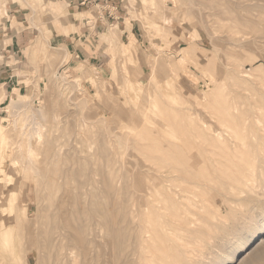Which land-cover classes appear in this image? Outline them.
<instances>
[{"label": "rangeland", "instance_id": "obj_1", "mask_svg": "<svg viewBox=\"0 0 264 264\" xmlns=\"http://www.w3.org/2000/svg\"><path fill=\"white\" fill-rule=\"evenodd\" d=\"M24 1L23 0H5L4 1L5 2L4 7L7 11V15H3V14L0 15V40H2V42L0 41V64L12 66L11 69L14 70L13 74L18 76L19 78H18V86H12L11 88L13 89L16 87V89H18V93L20 92V95H18V94L13 95V91H12V89H10L8 96H7L6 100L4 101V99H5V94H4L5 93V87L0 86V92H1V88L4 89V93L2 94L3 100L0 102V107L4 108L5 106H8L9 104H11V102H13V100L17 101L18 99H20V101L23 102V101H25V99H27L25 96H30V98L32 97L31 99H28V100L31 101L30 105L33 108V110L35 109L37 111V110L41 109L39 111L41 113L43 110V115H44L45 121L43 120L42 124L45 123L44 126L46 125V127H44V126L43 127L48 128V129L46 132V129H44L42 127L43 128L42 133L44 131L43 134H45V135L47 134L46 135V136H48L47 141L52 139V141L50 140V142L53 143V147L55 148L56 158L53 157V160H52V157H51V161H50L49 160L50 158H47L46 155L44 156V153H43L44 150L42 149L43 151H41V150L38 151L37 155L35 156V158L38 157L40 159L41 163H40V161H38L39 162V163L37 162L38 166L36 164H34V169L29 168V167H33V165L31 166V164L29 165V164H27V162H22V160L20 161V163H22L21 167L27 168V169L22 170L23 173L21 171L22 177L24 178L25 181H23V179H21V177H20V181L18 182V184L20 183L21 185L19 184V186H21V187H18L17 192H16L15 197H14L15 198L14 208H15V211H16L15 214L17 217L16 218L17 228L14 231V233L16 235L14 247L16 248V250L15 249L14 250H15V256L16 257L23 258L22 261H21V259L19 260V262L17 261V264H24V263L25 264H37L38 262H39V264H41L42 261H44V260H42L44 255L41 254L43 252H40L42 250L39 251V248H37L35 246L32 247V245H30V244H29V246H30L29 247L27 245L28 241L26 238V234H27L28 229L31 230V228H32L33 230L36 229L35 231H37V230L41 229V227L44 226V224L46 222L45 216L49 210V203L44 198L45 195H42L43 193L46 194V191L43 190L41 187L40 169H35V168H41V167L42 168H50V167L53 168L52 165H54V163H55L54 168L55 167L56 168H62V166L64 168L65 165L68 166L67 163L69 165H71L69 162H71L72 164L74 163L73 164L74 168H79L78 165L75 163V161L77 160L76 158H79V157L81 158L82 156L84 157V156H87L90 154H91V156L94 157V161H95V165L93 164L94 166L92 165L93 166L92 168H116L115 172L118 174V177L116 178V181L114 183V187H115L116 191H118V192L120 191V193H121L120 196H122V194H125V192L128 193L127 196H125L124 198L129 200L127 202L126 211H128L127 212L128 214L130 213L129 215L127 214V218H128V221L131 222L130 223L131 227L138 229V226H139L138 224H140L142 222V220H144V216H145L144 214H142L143 216L142 215L140 216V214L143 212H145V214H146L147 212H149V210L151 211V209H153V207L158 211V213H163L162 215L164 217L159 218L160 223L163 222L164 226H165L169 222L165 226L164 230H162V229L160 230L157 228V230L155 229L154 232L153 231L150 232V231H146V229H143L142 230L143 242L145 240L147 242L145 241L144 244H143V242H141V246L143 244L144 247L143 246H142V248H141V246L139 247V249H138L139 252L136 253L137 255L135 253H132V255L129 254L130 257H128V255H127V257L130 258V262H128L127 264H142V263L147 264V263H149V259H151L150 262L154 260L153 262H151V264H165V263L170 264L171 262L173 264H243L253 253L256 252L255 250H257L258 248H262L264 246V232L260 233L259 229H260L261 225L264 224V222H263L264 221V148H263L264 147V129H263L264 127L262 126V125H264V124H262V123H264V121L260 122L259 124L256 122L257 123V125H256V123L250 122V118L245 116V115L244 116L247 118L246 119L245 117H243L245 119V122H244L243 118H236V120L238 119L239 121L235 120L234 122L235 123L237 122V123L236 124L233 123L232 127H234L236 125L238 128L243 130L242 131L243 134L247 136L246 140L248 139L247 141L246 140L243 141L244 142L243 143V142H240L239 140L235 139L233 133L230 132V130H226L227 128L223 127L220 124L219 120L216 119V116L214 114H213L214 115L213 116L211 113H213V109L215 107L213 104L216 105V103H217V105H218V102L219 103L221 102L220 98H222V99L225 98V101H228V103H230L231 105H236L237 107H239L240 110L246 111V110H250V109L254 108L257 112H261V111H262V113L264 112L263 111L264 110V95H263L264 94V84H263V81H264V0H258V2L256 0L255 1L254 0H251V1L246 0L248 3L247 2L245 3V0H243L244 3L243 2L241 3L242 0H230V2L234 1L235 3L234 2H232V3L235 5L236 4H240V5L241 4H245V5L249 4V6L251 7V10L249 9V12L247 14L245 11H241L240 12L241 15L238 14V16L236 17L237 19L235 18L236 21L238 19L240 20V21L238 20V23L235 22V20L233 22L225 21V20H219V21L217 20L216 21L212 17H210V20H209L208 16L206 15V11L210 9V7H211L210 3H212L211 1H214V0H194V2H193L194 4L191 7H189V5H187V4H185L186 0H163V1H166L164 4L165 8H167L165 10L166 11L165 14L167 15V13H168V15L172 16L171 17V20H172L171 23H173V21L176 22V20L178 21V22H176L174 28H172V26H174V25H171V26H169L170 24L165 25L166 26L165 27L166 28L165 29L166 30L165 35L168 32V34L166 36L163 35L162 32L159 33L158 30H156V29L154 30L155 25L153 24V22L159 21V19L157 20L158 12L154 15L153 14L148 15L149 17L151 16V20H153V21H151L148 16L144 17L145 14H149V12H148L149 10H147L148 4L143 5V3H141L142 0H134L133 4L131 2H129V0H116V3L118 5V10L116 12V16L119 17V19L117 21L119 23L118 24L117 23H113V24L110 23L106 26H100L99 24L96 25L95 24V18L97 16L96 13L98 11L96 12L93 9L91 11L92 16L88 17L89 19L91 18L88 22L89 41L92 44V48H91L92 51H90L91 57L87 56V54H86V55H84V57H82L81 59H77L73 63L70 62L71 61L70 56L65 51V48L63 46H58V43L56 42L55 36L60 35V34H68L70 31L76 30L73 27L74 20L79 21L80 18H82V16L81 15H71V14L69 15V13L66 11L64 5H61L60 3L56 2L55 0H45L42 3H40V0H24ZM197 1L199 3H197ZM200 1H202V3H203V1L204 2L208 1L209 4L207 2V3H205L206 6L203 5L204 6L203 7L201 5L202 3H200ZM217 1L219 2V0H217ZM262 1H263V3H262ZM172 2L173 3L176 2V8H174V11L168 10V8L172 9V5H173ZM27 3L29 5V7L26 6ZM11 4H12V6H17L18 9H21L22 13L20 14V17L22 16L23 18H25L26 22L22 25L21 24L17 25V23H12V26H11L12 28H10V30L14 34H17V36L26 34L27 37L32 41L30 45L35 43V46H33V47H38V49L36 51L35 50L30 51L31 56L29 55V58L26 54H27L28 49H30V47L22 53L21 52L16 53L17 55H15V52H14V55H11V57H9L8 59H6L1 52V50L8 43V41H6V39H7L6 36L10 35V33L5 35L9 31V28H7L5 26V23H6V20L8 18V14H9L8 13V10H9L8 6H10ZM207 5H209V6H207ZM251 5H253L254 7ZM208 7H209V9H208ZM254 8H257V9H254ZM183 9L184 10L187 9V10L184 11ZM198 9L201 11L199 12ZM33 10H38L37 12H40V13L36 14V13L31 12ZM169 11H171V12H169ZM56 12L62 13L61 16L64 17L63 22H59L55 18ZM249 13H251V14H249ZM88 15H90V14H87L86 16H88ZM238 17H241V18H238ZM33 20L35 21V24H37L36 26L32 25ZM151 22H152V24H151ZM222 22H223V24H222ZM232 24H234V25L236 24L235 25L236 29L234 28V25H232ZM248 24H249V26H248ZM69 25L72 26V28ZM152 25L154 28H152ZM231 25L233 26V28ZM17 26H19V27H17ZM15 27H17V28H15ZM65 27H66V29H65ZM167 28H169V29L167 30ZM113 29H115L114 31H117L116 36L119 39L120 45L123 47V50H121V51H123V53H121V54L119 53L117 55H114L115 58L112 57V58H110L111 60L110 59L108 60V58L105 57V55H108L109 52L107 53V50L105 49L106 46L104 44V41L100 38V34L103 32H106V30L113 31ZM39 30H40V32H39ZM227 33H229V34H227ZM226 35H228V36H226ZM243 36H244V38H243ZM163 37H165V39H163ZM211 37L213 40L211 39ZM214 38L216 40H214ZM36 39H37L38 45L35 42ZM39 41H40V43H39ZM238 42H242V43H238ZM210 43H212V44H210ZM193 44L195 47H193ZM154 46H156V48ZM195 48L198 51H196ZM185 52H186V54H185ZM192 52L195 54H193ZM103 53H106V54H103ZM200 53L201 54L204 53V56H203V54L201 55ZM230 53H233V54H230ZM189 54H191L192 57L189 56ZM225 54H227V55L230 54L232 56L228 57L230 55L227 56ZM196 56L199 57L198 62H197ZM145 57H146V59H145ZM205 57H207V58H205ZM210 57H212V58H210ZM243 57H244V59H243ZM194 58H196V59H194ZM205 59L210 60V63H208L207 66L204 65V63H203V61ZM227 59H234L235 61H237L236 59H238L237 62L241 63V64L239 63V65H240L242 71L247 72V74L245 73V75H244V73L242 74V71L240 72L241 69H240L237 62L235 63V61H233V60L229 61ZM64 60H65V62H64ZM149 61L151 63H149ZM216 61L217 62L219 61L221 63V65H220V63H217ZM226 61H228L229 67H228V65L225 67V65L227 64ZM231 62H234V63H231ZM154 63H156L157 65ZM217 64L220 65V67ZM233 64L238 65V67L236 69H238V68L239 69L238 70L234 69L233 66H231ZM215 65L217 66V68H215L216 67ZM151 66H153V67H151ZM222 66H224L225 68L223 67L221 69ZM136 67H137V69H136ZM213 68H215V69H213ZM228 68H230V69L233 68V69H232V71H229ZM224 69H226V70H224ZM136 70L139 73H137ZM151 70H152V72H151ZM221 70L222 71L224 70L223 73ZM230 72L232 75H234V72H235V74L240 75V76L238 75L239 77H242V78H243V76L245 77V78H243V80L240 81L241 84H239L240 83L239 81H237L236 83L229 81L228 77L232 76L230 74ZM52 73H53V75H52ZM54 73H58L60 76H62V75H65V76H62V78L61 77L59 78V76H57L56 74L54 75ZM149 73H151L152 75H149ZM138 74H140V75L138 76ZM215 74L217 75L216 77L213 76ZM219 74H222V75H219ZM223 74H224V76H223ZM241 74H242V76H241ZM177 76H179V77H177ZM63 77H65V79H63ZM128 77L130 78L132 83H135L134 81H136L139 78V80L143 86H146L148 89L151 87L149 89L150 91H148V89L146 88V90L148 91L147 93L151 94L152 96H155L157 100L159 99L160 108L165 109V111L161 110V112L163 114H165V112H166V115H163L162 113L159 114L160 116L163 115L161 118L158 114L156 115L157 117L162 119V121H161V120H159V118L156 117V120L158 122L157 124L158 125L160 124L159 126L158 125L156 126V123H155L156 121L154 122L155 124H150V125L144 124L147 126L146 127V128H148L147 130L150 132L149 133L150 135L148 134V136H150V137H148V136L145 137L143 135V133L141 134L140 131L132 132L131 133L132 136H130V137H132V141H131V139L128 140L129 144H130L129 149L126 148V146H124V144L126 142H128L126 139V135L129 132V129L127 128L128 126H126V123H124L122 120H121V122L119 121V119H118V117H120L119 115L116 116V114H118L116 109L119 107V104H120L119 97L120 98L123 97L124 96L123 94H125V96L132 97V94L130 93V91L127 88V86H128L127 83L129 82ZM155 78H156V80H154ZM62 79L64 80L63 82H62ZM77 81H79V82H77ZM126 81H128V82H126ZM153 81L156 83H154ZM157 81H158V83H157ZM242 81H245L244 83H246V84L244 85V83H242ZM148 82H149V84H148ZM56 83H57V85H56ZM152 83H153V85H152ZM118 84L120 85L119 87H118ZM234 84H236L237 86L236 85L234 86ZM121 87H123L122 91H121V89H122ZM156 87H157V89H156ZM215 87H216V90H214ZM231 87H233V88H231ZM238 87H240V88H238ZM116 88H119V90ZM241 90L243 91V93ZM108 92H110V94H108ZM218 92H219V94H218ZM40 93H41V95L43 94V96H40ZM106 93H107V95H106ZM223 93H225V95ZM156 94H157V96H156ZM108 95H111V97ZM250 95L253 97H251ZM37 97H38V99H37ZM250 97H251V99H250ZM252 98H254V99H252ZM55 99H57V100L55 101ZM61 99H62V101H61ZM84 99H86V100H84ZM140 99L141 98H139V100ZM172 99H173V104L171 102ZM83 100H84V102H83ZM108 100H109V102H108ZM133 100H134V98H133ZM242 100H244V101H242ZM255 100H256V103L253 104V102ZM259 100L261 102L262 101L263 102L260 103ZM76 101H78V102H76ZM115 101H116V103H114ZM175 101H176V103H175ZM133 103L135 104V102H133ZM133 103H131V105H133ZM142 103H143V101L141 102V104ZM241 103L244 105H242ZM258 103H260V104H258ZM113 105H114V107H113ZM205 105L206 106L208 105V106L206 107ZM240 105H242L243 107L244 106H246V107L242 108V106H240ZM162 106H164V107H162ZM252 106H254V107H252ZM256 106H258V107H256ZM83 107H85V110H87L86 113H85V110L83 111V109H84ZM10 108H11V110H13L11 106H10ZM71 108H73V109H71ZM113 108L114 109L116 108V109L114 110ZM60 110H62V112L64 111L63 112L64 114H62V112ZM82 111L85 114H83ZM167 111H170L169 114L171 116L168 114ZM186 111H188V112H186ZM207 111H209L210 113ZM54 112H56V113H54ZM88 112H89V114H88ZM78 113L83 114L81 116L79 115V119L80 120L82 119L81 121L77 118ZM59 114H61V116ZM86 114L88 116H86ZM54 115L56 116L55 118H54ZM62 115H64V116H62ZM99 115L102 116L104 119H102ZM168 116H170V117H168ZM211 116H213V117H211ZM61 117H62V120H61ZM57 118L58 119L60 118V119L58 120ZM164 118H166L168 120H166V119L164 120ZM11 119H12L11 114H9V112L6 113L3 110L0 112V123H4V121H6V122L11 121ZM182 119L184 121H182ZM172 120H176V121H173V122H175V124H173V122H171ZM66 121H67V123H66ZM78 121L79 122L84 121L83 122L84 125H83V123L78 124ZM87 121H88V123H87ZM159 121H160V123H159ZM217 121H218V124H217ZM91 122H92L91 125L94 124L93 125L94 127H91V125H89ZM105 122L107 124H105ZM163 124H164V126H163ZM219 124H220V126H218ZM80 125H81V127H84L87 130L81 128ZM108 125H109V127H108ZM165 125L167 128H165ZM174 125L180 126L179 127L180 129L177 126L175 127ZM243 125H244V127H242ZM51 126H53V127H51ZM54 126H55V128H54ZM58 126H60V127L63 126L62 129H65V130H62ZM77 126H78V128H76ZM121 126H122V128H121ZM154 126L156 127L155 129L153 128ZM183 126L185 129L183 128ZM193 126H194V128H193ZM206 126L211 127L212 133H211L210 129L209 130L207 129L208 131L206 130L203 132V130L206 129ZM157 127H159V128H157ZM190 127L192 129H190ZM201 127H204V128L200 129ZM221 127H223V129L225 128L224 129L225 131ZM251 127L255 128L254 132L251 131ZM5 128L6 127H4V129H3V127H0V138L2 136H5L6 129H10V127L6 128V129ZM74 128H76L77 130L75 129L76 130L75 131ZM103 128L104 129L108 128L109 130L108 131H107V129L102 130ZM71 129L75 132L71 131ZM173 129H174V131H173ZM50 130L53 132H51ZM61 130L63 132H61ZM68 130H70V131L68 132ZM162 130L165 132H163ZM169 130H170V132H167ZM177 130L178 131L180 130V131L177 132ZM257 130H259V131H257ZM64 131H65V133H64ZM157 131H159V133ZM193 131H195V132H193ZM209 131H210V134L207 133ZM77 132L79 135L77 134ZM95 132H97V135ZM122 132H125L126 135H125V133H122ZM135 132H137V133H135ZM172 132L175 133V134L173 133L175 138L170 137V133H172ZM186 132H187V135H184V134H186ZM224 132H226V135ZM7 133L8 134H7V136H5V138L8 139V135L10 134V130H7ZM52 133L55 137L52 135ZM120 133L122 136L125 135V139L123 141V144H122V142L118 143V141H117L118 140L117 138L119 137ZM133 133L137 134V135L133 136ZM151 133H153V136ZM204 134H207V135H205L206 139L209 136L207 141L205 140L206 142L203 140V139H205ZM215 134H216V138H215ZM218 134H220L219 138H218ZM231 134L233 135V137H231L232 136ZM45 135H44V137L46 139ZM61 135L63 137V140L59 139V138H62ZM109 135H110V137H109ZM111 135L112 136L116 135L117 138L115 136L112 137ZM155 135H157V136L155 137ZM56 136H59V137H56ZM70 136H71V138L73 137L74 139L73 138L70 139ZM98 136L100 137V139H97L98 142L96 145L95 141H96V138H99ZM194 136L198 137V138H195ZM199 136H200V138H199ZM84 137L88 141H86L84 139ZM89 137H91L93 139L94 143L91 144L93 146V148L92 147L89 148V146H91V145H89L90 144ZM159 137L161 138V140ZM181 137H183V138H181ZM54 138H57L58 140H61V141H58L57 139H54ZM114 138L117 140L115 141ZM145 138L148 140H146ZM228 138H230L231 140ZM76 139L79 142H76L77 141ZM112 139H114V140H112ZM174 139H176V140H174ZM181 139H184V141L183 140L181 141ZM210 139H211L212 143L209 141ZM218 139L224 140L225 142L228 139L227 140L228 142H226V144H228V145L230 144L231 147L229 146L230 147L229 150L223 149L224 147H223V145H221L218 142L219 141ZM70 140L71 141L73 140L75 142H71ZM159 140H160V142H158L159 144H161V145L163 144V142H161V141H165V142L167 141L166 144L164 142V144L166 146H167V143L170 142L169 144H171L172 146L175 145L176 148L179 147L178 149L180 151H181V149L183 150L185 148L184 149L185 151L183 150V152L185 153L187 151L186 152L187 155H189L190 157L193 156L194 159H193V157L191 159L193 161L195 160L196 157L201 158V163L203 162L202 158L205 159V162H206V160L210 159L207 161V162L211 161V162H209L210 164L205 163L204 165H200L201 166L200 169H202V170L198 169L199 166H198V168H193V170L195 169L194 171L200 170L201 172L198 171L199 173L203 172L202 175H205L204 173H207L205 176H203L204 179H205V177L208 178L207 181L204 180L205 183H207V184L201 183L199 185V183H198V185L197 184L196 185L195 184L194 185L193 184L188 185L187 181H183L180 178V175H178L179 176L178 177L176 175V173H177L176 169L178 167L176 168L175 165L169 164L168 161L165 160L166 157L163 154H161V153L159 154V152L158 153H152L151 152L150 146H152L154 144V142L156 143ZM68 141H70V143ZM172 141H174V142H172ZM55 142H57V143L55 144ZM83 142H84V144H83ZM101 142L106 144L105 145V148H106L105 151H107V153H109L110 155L112 154L111 156L113 157V163H109L108 166H106L104 159L101 157V155H102V154H100L101 151L98 150L97 148H94L96 146H100L99 143L101 144ZM63 143L65 146L62 145ZM80 143L84 146H82ZM139 143H141V144H139ZM145 143L148 144L149 146L146 145ZM186 143H188L189 145L191 144V145L189 146ZM242 143L244 145H242ZM76 144L79 145L80 147L77 146ZM108 144H110V145L108 146ZM117 144H119V145H117ZM185 144H186V147L184 146ZM198 144H199V146H198ZM218 144H220V145H218ZM245 144L247 146H245ZM66 145H67V147H66ZM122 145L125 148H123ZM61 146L64 148L63 150H61L62 149ZM69 146H70V148H69ZM111 146H112V148H111ZM114 146L117 148H115ZM194 146H196V148ZM208 146H210V147L214 146V148L211 147V149H210V147H208ZM7 147L8 148L5 150V152H6L5 153V159L3 160L4 165L2 166L3 167L2 173H0V184L1 185L4 184L5 170L8 167V163H9V161L13 155V151H14L13 146L10 145V147H9V145H7ZM72 147H76L77 149L76 148L73 149ZM135 147H137V148H135ZM191 147H192V149H191ZM197 147L199 149V150H197L198 152L195 150V149H197ZM67 148H69L70 150ZM108 148H110V149H108ZM186 148H187V150H186ZM260 148H261V150H260ZM71 149H73V150H71ZM82 149H83V151H82ZM90 149L92 151H90ZM248 149H250V150H248ZM257 149H258V151H257ZM76 150H78V152L81 151L80 154L82 156L80 154H78V152ZM62 151H64V152H62ZM190 151H191V153H190ZM73 152H74V154H73ZM85 152L87 153V155ZM193 152H195V153H193ZM61 153L63 154L62 159L64 161L61 159ZM70 153L73 155H71ZM75 153L78 154L79 156L77 155L78 156L77 157L75 155ZM186 153H185V155H186ZM208 153L210 155H208ZM212 153L214 155L216 154V156H214ZM157 154H159V155H157ZM190 154H192V155H190ZM194 154H196L195 155L196 157L194 156ZM198 154H200L201 156H199ZM64 155H65V157H64ZM116 155L119 156V157H117V159H116ZM187 155H186V157H187ZM206 155H208V156L206 157ZM70 156L72 159L70 158ZM158 156H159V158H158ZM219 156H221V157H219ZM42 157H44V158H42ZM66 157L68 159H70V161L68 159H67L68 161H66ZM73 157L75 158L74 160H73ZM216 157H218V158H216ZM38 158H36V159L39 160ZM46 158H47V163H45ZM54 158L56 160H57V158H58V160L61 159L62 162L60 163L61 160L56 161ZM118 158H119L120 162L122 161L121 163H119ZM157 159H159V162ZM248 159L250 160L251 163L249 162ZM114 160H117L118 163ZM125 160H126V162H125ZM213 160L216 161V162L214 161V163L216 165L218 163V166L213 164ZM232 160H233V162H232ZM246 160L248 161V164H247ZM219 161H221L222 164ZM227 161H229V162H227ZM56 162H57V164H56ZM134 162H136L135 164H137V165H134L133 164ZM225 162L227 163L226 164L227 167H224V166H226ZM241 162H242V164H241ZM165 163H166V165L168 164L167 168H169L171 166V168L174 167L176 169L173 168L174 169L173 170L170 168L169 169L170 173H167V174L164 173L163 174L164 177L162 176L160 179L158 178L159 179L158 180L154 176V175H156L158 177L157 173H154V171L157 172L156 169H158L159 167L160 168H166ZM249 163L251 165H249ZM59 164L60 165L63 164V165L60 166ZM208 165L210 167H208ZM203 166H204V169L206 168L204 171H203ZM122 167H123V169H122ZM135 167H136V169H135ZM215 167H217V168H215ZM220 167H222V168L224 167V168L220 169ZM117 168H119V169H117ZM138 168H141L140 170H142V171L145 170V171L141 172ZM213 168H214V170H213ZM32 169L35 170V172H37V173H34V171ZM209 169H211V171H209ZM128 170L130 173L128 172ZM146 170H147V172H149L148 175H146L147 174ZM217 170H219V171H217ZM227 171H229V172H227ZM144 172H146V173H144ZM208 172H211L212 174H208ZM123 173H125V174H123ZM213 173L214 174L220 173V174L214 175ZM33 175H35V176H33ZM212 175H214L216 177V179L217 178L218 179L217 180L214 179L213 178L214 176L212 177ZM147 177H148V179L146 181ZM170 177L171 178L173 177V178L170 179ZM210 177H212L213 179ZM120 178L124 182H122ZM225 178H227L228 180L226 181ZM162 179H164V180H162ZM26 180H27V182H26ZM30 181H32V184ZM119 181H120V183H119ZM178 181H181L182 184ZM210 181H214V183H211ZM232 181H234V182H232ZM174 182H175V185H177V187L175 185H173ZM238 182H239V184H238ZM129 183H131L130 184L131 186L129 185ZM233 183L237 184V185H234ZM123 184H124V187H123ZM202 184H204V185L201 188ZM127 185H128V187H127ZM180 185H182V187H180ZM241 185H242V188L240 187ZM25 186L28 189L25 188ZM117 186L119 188H117ZM153 186H158L157 188H160L159 191H157V188H155V190H153ZM190 186L192 188V190H190L191 192L193 191V187L197 188V189H194V191H193L195 194L193 192L191 193L189 191L188 187H190ZM130 187L133 190H131ZM169 187H170V189H169ZM227 187H228V189H227ZM20 188H21V190H20ZM171 188H173V189H171ZM198 188L200 189L199 191H201V192L196 191V190H198ZM25 190H26V192H24ZM34 190H35V192H34ZM73 190H75V189H73ZM82 190L86 191V194H87V188L80 190V193L82 194V195L80 194L81 195L80 201L82 199L81 202L84 205L88 202L87 201L88 196ZM171 190H172V192H171ZM130 191H133V192H130ZM155 191H157V192H155ZM220 191H221V193H220ZM20 192H22L21 197L20 196L18 197V195H20ZM158 192H159V194H157ZM188 192H190L191 194L190 193L187 194ZM129 193H134L136 195L135 198L133 197L135 203L134 202L132 203L133 198L131 199L132 195H134V194H130V197H129L128 196ZM185 193H186V195H185ZM4 194H5V192L0 193V207H1L2 202H3ZM32 194L34 195V197ZM38 194H39V196H38ZM141 194H143L144 197H142ZM156 194L158 196H156ZM204 194H206V195H204ZM172 195L173 196L175 195V198ZM209 195H210V197H209ZM140 196L142 197V199ZM159 196H161V198H159ZM155 197H157V199H155ZM226 197H227V199H226ZM167 198L168 199L170 198V200L168 201ZM17 199H19V200H17ZM38 199L40 201L42 200L41 201V202H43L42 205ZM120 199H123V196ZM205 199H206V201H205ZM159 200L161 202H159ZM17 202H19V203H17ZM165 202H166V204H165ZM143 203H145V204H143ZM208 203L209 204L212 203V204L208 205ZM19 204L21 205V207ZM133 204H134V206H133ZM144 206L146 207L145 210H144ZM23 207H25V208H23ZM193 207H195V208H193ZM37 208L39 211H36ZM232 209H234V210H232ZM18 210H19V212H18ZM138 210H140V212ZM41 211H43L44 213L43 214L39 213ZM134 211H135V213H133ZM199 211H201V212H199ZM20 212H21V214H20ZM39 214H41V215H39ZM132 214H134L133 217H131ZM20 215H21V217H20ZM35 215L36 216L39 215L40 218H36ZM136 215L137 216L139 215V216L136 217ZM128 216H130V218ZM134 216H135V219H134ZM25 217H26V219H25ZM131 218H133V222H132ZM7 219L8 218H6L5 216L0 217L1 223L4 221H7ZM35 219H36V221L38 220L37 224L35 223ZM26 220H28V221H26ZM43 222H44V224H43ZM132 223H133V225H132ZM34 224H35V226H37V228L34 226ZM197 227H199V229ZM98 229L101 230V234H100V231ZM98 229H97L98 231L96 230V232H99V233H97L98 238H96V239L98 241H99V239L102 241L103 239H102V237L100 238V236H103L104 231L101 228H98ZM160 231L162 233L163 232L164 233L166 232V233L162 234ZM154 233H158V235H160L161 238L157 234H154ZM156 235L158 236L157 238H160V240L155 238ZM161 235H163V236H161ZM165 235L166 236L168 235L167 237L170 238V240L167 239V237H164ZM260 235H261V237H260ZM151 238L153 241L151 240ZM255 238H256V241H254L246 250H244L242 253L238 252L235 255V253L238 250L237 247H239V246H237V245L239 243L245 244V243H248V242L254 240ZM22 239H23V241H22ZM156 240H159L158 243L156 242ZM160 241H161V243H160ZM157 244H159L158 248H160L158 250H157V247H155V246H157ZM161 244L165 245L164 247H166V249H168L167 252L164 251V252L160 253L162 251L161 246H160ZM173 245L174 246L176 245L175 246L176 248H174ZM25 246H26V248H24ZM29 248L31 250H29ZM143 248H145V249L142 250ZM147 248H148V250H147ZM169 249H171V250H169ZM156 250H157V252L160 253V255H158L159 253H157ZM159 250H161V251H159ZM177 251H178V253H177ZM3 252H5L6 253L5 255H7V256L3 255L4 254ZM3 252L2 251L0 252V260L3 261V264H11V261L9 262L10 257H9L8 251L3 250ZM39 252H40V254H39ZM146 252H147V254H146ZM170 252L175 258L170 254ZM162 254H164V255L166 254L168 256L167 257L166 255L165 256L163 255L164 257L168 258L166 260V262L163 260L166 258H164L162 256ZM157 256H159V257H157ZM232 256H234L233 260L231 259ZM151 257H153V259ZM171 257H173V258H171ZM6 258H8V259H6ZM40 258L42 261H40ZM143 258H144V261L146 260V262L143 261ZM158 258L161 259V261L163 260V263ZM172 259H173V261H172ZM5 260H7V261H5ZM20 261L22 263H20ZM169 261H170V263H169ZM138 262H140V263H138ZM260 264H264V261H262Z\"/></svg>", "mask_w": 264, "mask_h": 264}, {"label": "bare ground", "instance_id": "obj_2", "mask_svg": "<svg viewBox=\"0 0 264 264\" xmlns=\"http://www.w3.org/2000/svg\"><path fill=\"white\" fill-rule=\"evenodd\" d=\"M5 0H0V15L1 14H3V15H7V11H6V9H5V7H4V2ZM24 1V0H23ZM45 0H40V3H42V2H44ZM249 1H251V0H249ZM255 1V0H254ZM257 2H258V0H256ZM25 2V1H24ZM129 2H131L132 4H133V2H134V0H129ZM165 2L166 1H163V0H142V2L141 3H143V5H147L148 4V9L147 10H149L148 12H149V14H145L144 15V17H147L148 15H154V14H156L157 12H158V16H157V20L159 19V21H157V22H153V24L155 25V28L153 27V25H152V28H154V30L156 29V30H158V32L159 33H161L162 32V34L163 35H165V33H166V26L165 25H168V24H170L169 26H171V25H174V26H172V28H174L175 27V24H176V22H178L177 20H176V22H174L173 21V23H171L172 22V20H171V17L172 16H170V15H168V13H167V15L165 14V10L167 9V8H165V6H164V4H165ZM184 2V1H183ZM194 0H186V3L185 4H187V5H189V7H191L194 3ZM208 2V1H207ZM206 1L204 2L203 1V3H202V1H200V3H202L201 5L203 6H206L205 5V3H207ZM212 3H210V9H209V7H208V9L209 10H207L206 11V15L208 16V18H209V20H210V17H212V18H214L216 21L218 20H225V21H231V22H233L234 20H235V18L238 16V14H240L241 15V11H245L246 12V14L249 12V9L251 10V7L249 6V4L248 5H245V4H233L232 2H234V1H232V2H230V0H219V2L217 1V0H214V1H211ZM244 3V1L242 0L241 1V3ZM247 1L245 0V3H246ZM49 3V2H48ZM197 3H199L198 1H197ZM235 3V2H234ZM248 3V2H247ZM262 3H263V1H262ZM261 3V4H262ZM26 4V3H25ZM172 9L170 8H168V10H173L174 11V8H176V2H172ZM184 4V5H185ZM208 4H209V2H208ZM259 4V3H258ZM260 4V5H261ZM46 5V4H45ZM131 5V4H130ZM259 5V6H260ZM27 7H29V5H28V3H27V5H26ZM32 6V5H31ZM203 6V7H204ZM207 6H209V5H207ZM251 6H253V5H251ZM188 7V6H187ZM188 7V8H189ZM254 7V6H253ZM32 8V7H31ZM202 8V7H201ZM50 9V8H49ZM196 9V8H195ZM200 9V8H199ZM198 9V10H199ZM204 9V8H203ZM254 9H257V8H254ZM32 10V9H31ZM184 10V9H183ZM185 10H187V9H185ZM184 10V11H185ZM263 10V9H262ZM38 10H33V11H31V12H33V13H40V12H37ZM54 11V10H53ZM154 11V12H153ZM171 11H169V12H171ZM183 11V12H184ZM189 11V10H188ZM201 10H199V12H200ZM257 11V10H256ZM152 12V13H151ZM168 12V11H167ZM258 12V11H257ZM186 13V12H185ZM256 13V12H255ZM173 14V13H172ZM249 14H251V13H249ZM259 14V13H258ZM62 15V13L61 12H59V13H55V18L59 21V22H63L64 21V17H62L61 16ZM70 15V14H69ZM136 15V14H135ZM258 16V15H257ZM256 16V17H257ZM33 17V16H32ZM36 17V16H35ZM149 17V16H148ZM154 17V16H153ZM156 17V16H155ZM206 17V16H205ZM242 17V16H241ZM241 17H238V18H241ZM255 17V16H254ZM150 18V20H151V16L149 17ZM207 18V19H208ZM258 18V17H257ZM153 19V18H152ZM174 19V18H173ZM206 19V20H207ZM237 19V18H236ZM250 19V18H249ZM252 19V18H251ZM31 20V19H30ZM175 20V19H174ZM239 20V19H238ZM238 20L236 21L235 20V22H237L238 23ZM253 20V19H252ZM151 21H153V20H151ZM208 21V20H207ZM240 21V20H239ZM31 22V21H30ZM209 22V21H208ZM257 22V21H256ZM214 23V22H213ZM243 23V22H242ZM246 23V22H245ZM151 24H152V22H151ZM212 24V23H211ZM222 24H223V22H222ZM32 25H34V26H36L37 24H35V21L33 20L32 21ZM232 25H234V24H232ZM231 25V26H232ZM236 25V24H235ZM235 25H234V28L236 29V27H235ZM93 26V25H92ZM144 26V25H143ZM223 26V25H222ZM238 26V25H237ZM247 26V25H246ZM248 26H249V24H248ZM179 27V26H178ZM224 27V26H223ZM230 27V26H229ZM170 28V27H169ZM169 28H167V30L169 29ZM226 28V27H225ZM232 28H233V26H232ZM244 28V27H243ZM228 29V28H227ZM115 29H113V31H108V30H106V32H103V33H101L100 34V38L104 41V44H105V46H106V50H107V53L109 52V54L108 55H105V57H107L108 58V60L110 59V58H112V57H114V55H117V54H121V53H123V51H121V50H123V47L120 45V43H119V39H118V37L116 36L117 35V31H114ZM232 30V29H231ZM92 31V30H91ZM171 31V30H170ZM185 31V30H184ZM234 31V30H233ZM39 32H40V30H39ZM183 32V31H182ZM215 32V31H214ZM188 33V32H187ZM221 33V32H220ZM93 34V33H92ZM95 34V33H94ZM167 34H168V32H167ZM166 34V35H167ZM172 34V33H171ZM182 34V33H181ZM217 34V33H216ZM227 34H229V33H227ZM232 34V33H231ZM97 35V34H96ZM165 35V36H166ZM225 35V34H224ZM226 36H228V35H226ZM184 37V36H183ZM241 37V36H240ZM161 38V37H160ZM177 38V37H176ZM188 38V37H187ZM227 38V37H226ZM225 38V39H226ZM234 38V37H233ZM242 38V37H241ZM243 38H244V36H243ZM163 39H165V37H163ZM211 39H212V37H211ZM228 39V38H227ZM42 40V39H41ZM40 40V41H41ZM161 40V39H160ZM174 40V39H173ZM176 40V39H175ZM180 40V39H179ZM187 40V39H186ZM185 40V41H186ZM213 40V39H212ZM214 40H216L215 38H214ZM230 40V39H229ZM40 41H39V43H40ZM168 41V40H167ZM182 41V40H181ZM228 41V40H227ZM243 41V40H242ZM36 43H37V39H36V41H35ZM170 42V41H169ZM174 42V41H173ZM222 42V41H221ZM232 42V41H231ZM235 43V42H234ZM238 43H242V42H238ZM244 43V42H243ZM210 44H212V43H210ZM227 44V43H226ZM37 45H38V43H37ZM243 45V44H242ZM33 46H35V43L34 44H32L31 46H30V49H28V51H27V56H28V58H29V55L31 56V50H37L38 49V47H33ZM212 46V45H211ZM227 46V45H226ZM155 48H156V46H154ZM193 47H195L194 46V44H193ZM35 48V49H34ZM199 49V48H198ZM159 50V49H158ZM195 50L196 51H198L196 48H195ZM161 51V50H160ZM167 51V50H166ZM243 51V50H242ZM106 52V51H105ZM183 52V51H182ZM191 52V51H190ZM36 53V52H35ZM193 53V52H192ZM220 53V52H219ZM103 54H106V53H103ZM177 54V53H176ZM185 54H186V52H185ZM193 54H195V53H193ZM201 54V53H200ZM203 54V56H204V53H202ZM201 54V55H202ZM206 54V53H205ZM230 54H233V53H230ZM230 54H228V55H230ZM243 54V53H242ZM33 55V54H32ZM225 55H227V54H225ZM224 55V56H225ZM227 55V56H228ZM237 55V54H236ZM189 56H191V54H189ZM211 56V55H210ZM232 55H230V56H228V57H231ZM152 57V56H151ZM192 57V56H191ZM227 57V58H228ZM242 57V56H241ZM115 58V57H114ZM113 58V59H114ZM137 58V57H136ZM161 58V57H160ZM196 58H197V62L199 61V57H197L196 56ZM196 58H194V59H196ZM205 58H207V57H205ZM210 58H212V57H210ZM209 58V59H210ZM226 58V57H225ZM236 58V57H235ZM145 59H146V57H145ZM148 59V58H147ZM171 59V58H170ZM217 59V58H216ZM220 59V58H219ZM243 59H244V57H243ZM246 59V58H245ZM111 60V59H110ZM137 60V59H136ZM152 60V59H151ZM227 60H233V61H235L234 59H227ZM237 61H238V59H236ZM158 61V60H157ZM213 61V60H212ZM237 61H235V63L237 62ZM64 62H65V60H64ZM113 62V61H112ZM217 62V61H216ZM227 62V64L225 65V67L228 65V61H226ZM149 63H151L150 61H149ZM203 63H204V65H206L207 66V64L208 63H210V60H204L203 61ZM217 63H220L219 61L217 62ZM224 63V62H223ZM231 63H234V62H231ZM238 63V62H237ZM240 63V62H239ZM239 63H238V65H239ZM51 64V63H50ZM109 64V63H108ZM112 64V63H111ZM154 64H156V63H154ZM241 64V63H240ZM252 64V63H251ZM148 65V64H147ZM157 65V64H156ZM197 65V64H196ZM218 65V64H217ZM220 65H221V63H220ZM220 65H218L219 67H220ZM238 65H235V64H233V65H231V66H233V68L234 69H236L237 67H238ZM250 65V64H249ZM47 66V65H46ZM52 66V65H51ZM113 66V65H112ZM125 66V65H124ZM211 66V65H210ZM213 66V65H212ZM216 66V65H215ZM252 66V65H251ZM151 67H153V66H151ZM224 66H222L221 67V69L223 68ZM224 67V68H225ZM228 67H229V65H228ZM239 67H240V65H239ZM123 68V67H122ZM125 68V67H124ZM215 68H217V66L215 67ZM215 68H213V69H215ZM231 68V67H230ZM230 68H228L229 69V71H232V69H230ZM71 69V68H70ZM114 69V68H113ZM136 69H137V67H136ZM151 69V68H150ZM202 69V68H201ZM227 69V68H226ZM226 69H224V70H226ZM239 69V68H238ZM238 69H236V70H238ZM240 69H241V67H240ZM133 70V69H132ZM131 70V71H132ZM177 70V69H176ZM223 70V71H224ZM150 71V70H149ZM155 71V70H154ZM174 71V70H173ZM214 71V70H213ZM212 71V72H213ZM222 71V70H221ZM223 71H222V73H223ZM234 71V70H233ZM242 71V69L240 70V72ZM136 72L137 73H139L137 70H136ZM151 72H152V70H151ZM206 72V71H205ZM219 72V71H218ZM226 72V71H225ZM126 73V72H125ZM202 73V72H201ZM214 73V72H213ZM217 73V72H216ZM220 73V72H219ZM237 73V72H236ZM239 73V72H238ZM244 73V75H245V73L247 74V72H245V71H242V74ZM57 75V76H59V78L61 77L62 78V76H65V75H62V76H60L58 73H54V75ZM65 74V73H64ZM203 74V73H202ZM225 74V73H224ZM224 74H223V76H224ZM230 74H231V72H230ZM242 74H241V76H242ZM47 75V74H46ZM52 75H53V73H52ZM140 74H138V76H139ZM149 75H152L151 73H149ZM219 75H222V74H219ZM232 75V74H231ZM230 75V76H231ZM239 75V74H238ZM237 74H235V72H234V75H232L231 77H228L229 78V81H231V82H233V83H236L237 81H241V80H243V78H245L244 76H243V78L242 77H239ZM111 76V75H110ZM137 76V77H138ZM143 76V75H142ZM213 76H217L216 74L215 75H213ZM89 77V76H88ZM151 77V76H150ZM177 77H179V76H177ZM182 77V76H181ZM56 78V77H55ZM74 78V77H73ZM76 78V77H75ZM90 78V77H89ZM99 78V77H98ZM129 78V77H128ZM63 79H65V77H63ZM62 79V82L64 81ZM113 79V78H112ZM152 79V78H151ZM166 79V78H165ZM222 79V78H221ZM77 80V79H76ZM101 80V79H100ZM154 80H156V78L154 79ZM74 81V80H73ZM77 82H79V81H77ZM98 82V81H97ZM126 82H128V81H126ZM135 83H132L131 82V80H130V78H129V82L127 83L128 84V86H127V88H128V90L130 91V93L132 94V97H128V96H125V94H123L124 96L123 97H119V100H120V104H119V107L116 109V111L118 112V114H116V116H120V117H118V119H119V121L121 122V120L124 122V123H126V126H128L127 128L129 129V132L127 133V135H126V133L125 132H122V133H125V135H126V139H127V141L128 140H130L131 139V141H132V137H130V136H132V132H134V131H140L141 132V134L143 133V135L145 136V137H147L148 136V134L150 133L147 129L148 128H146L147 126V124H155L156 123V126L158 125L157 123V120H156V115L158 114H160V113H162L161 112V110H163V111H165V109H161L160 108V102H159V99L157 100L156 99V97L155 96H152L151 94H149V93H147L148 91H150L149 89L151 88H147L146 86H143L142 84H141V82H140V80H139V78L136 80V81H134ZM154 82V81H153ZM245 81H242V83H244ZM116 83V82H115ZM154 83H156V82H154ZM157 83H158V81H157ZM217 83V82H216ZM215 83V84H216ZM93 84V83H92ZM148 84H149V82H148ZM160 84V83H159ZM178 84V83H177ZM214 84V85H215ZM239 84H241V82L239 83ZM238 84V85H239ZM246 83H244V85H245ZM263 84H264V81H263ZM56 85H57V83H56ZM115 85V84H114ZM117 85V84H116ZM147 85V84H146ZM151 85V84H150ZM152 85H153V83H152ZM156 85V84H155ZM213 85V86H214ZM220 85V84H219ZM236 84H234V86H235ZM243 85V86H244ZM94 86V85H93ZM120 85L118 84V87H119ZM179 86V85H178ZM193 86V85H192ZM207 86V85H206ZM216 86V85H215ZM232 86V85H231ZM237 86V85H236ZM220 87V86H219ZM226 87V86H225ZM77 88V87H76ZM122 89H121V91L123 90V87H121ZM146 88L148 89V91L146 90ZM231 88H233V87H231ZM235 88V87H234ZM238 88H240V87H238ZM116 89H118L119 90V88H116ZM156 89H157V87H156ZM155 89V90H156ZM174 89V88H173ZM220 89V88H219ZM242 89V88H241ZM263 89V88H262ZM153 90V89H152ZM214 90H216V87H215V89ZM106 91V90H105ZM127 91V90H126ZM172 91V90H171ZM182 91V90H181ZM223 91V90H222ZM242 91V90H241ZM2 92V93H1ZM1 92H0V102L3 100V93H4V89L3 88H1ZM82 92V91H81ZM118 92V91H117ZM160 92V91H159ZM174 92V91H173ZM68 93V92H67ZM123 93V92H122ZM241 93V92H240ZM242 93H243V91H242ZM16 94H18V95H20V92L18 93V89H14L13 90V95H16ZM39 94V93H38ZM108 94H110V92H108ZM174 94V93H173ZM199 94V93H198ZM218 94H219V92H218ZM224 95H225V93H223ZM229 94V93H228ZM36 95V94H35ZM82 95V94H81ZM106 95H107V93H106ZM154 95V94H153ZM197 95V94H196ZM223 95V96H224ZM261 95V94H260ZM264 95V94H263ZM40 96H43V94L41 95V93H40ZM77 96V95H76ZM105 96V95H104ZM108 96H110L111 97V95H108ZM156 96H157V94H156ZM177 96V95H176ZM209 96V95H208ZM222 96V97H223ZM242 96V95H241ZM251 96V95H250ZM27 99H25V101H23V102H21L20 101V99H18L17 101H14L13 100V102H11V104H9L8 106H5L4 108H1L0 107V112L3 110V111H5L6 113H8L9 112V114H11V121H8V122H6V121H4V123H0V127H3V129H4V127H6V128H8V127H10V129H6V134H5V136H7V130H10V134L8 135V139L7 138H5V136H2L1 138H0V173H2V169H3V165H4V162H3V160L5 159V150L8 148L7 147V145H9V147H10V145L11 146H13L14 147V151H13V155H12V157H11V159H10V161H9V163H8V167L6 168V170H5V174H4V184H0V193L1 192H5V194H4V197H3V202H2V205H1V207H0V217H6V218H8L7 219V221H4V222H2L1 223V220H0V252L2 251L3 252V250L5 251H8V253H9V262L11 261V264H17V261L19 262V260L21 259V261L23 260V258H18V257H16L15 256V250H16V248L14 247V244H15V240H16V235H15V233H14V231H15V229L17 228V220H16V211H15V208H14V201H15V194H16V192H17V189H18V187H21V186H19V184H18V182L20 181V177H21V179H23V181H25L24 180V178L22 177V173H23V171L22 170H26L27 168H22L21 166H22V163H20V161L22 160V162H27V164H31V166L33 165V167H29V168H33L34 169V164H36L37 166H38V164H37V162L38 161H40V159L38 158V157H36V158H38L39 160H37L36 158H35V156L37 155V152L38 151H43L44 150V156L46 155L47 156V158H50L49 160L51 161V157H52V160H53V157H55L56 158V152H55V148L53 147V143H51L50 142V140L52 141V139H50V140H48L47 141V137L48 136H46L45 134H43L44 133V131H43V133H42V129L44 128V127H46V125L44 126V124L45 123H43L42 124V122H43V120L45 121V119H44V115H43V110H42V113L41 112H39L40 110H33V108L31 107V105H30V100H28V99H31L30 98V96H25ZM35 97V96H34ZM33 97V98H34ZM53 97V96H52ZM83 97V96H82ZM101 97V96H100ZM106 97V96H105ZM109 97V98H110ZM115 97V96H114ZM159 97V96H158ZM164 97V96H163ZM167 97V96H166ZM174 97V96H173ZM205 97V96H204ZM207 97V96H206ZM226 97V96H225ZM251 97H253V96H251ZM251 97H250V99H251ZM107 98V97H106ZM133 98H134V100H133ZM139 98H141L140 100H139ZM170 98V97H169ZM196 98V97H195ZM194 98V99H195ZM220 98V97H219ZM37 99H38V97H37ZM49 99V98H48ZM54 99V98H53ZM67 99V98H66ZM81 99V98H80ZM108 99V98H107ZM136 99V100H135ZM174 99V98H173ZM173 99H172V104H173ZM178 99V98H177ZM215 99V98H214ZM221 99V102L219 103L218 102V105H217V103H216V105L215 104H213L215 107H214V109H213V113H211L212 115L214 114L215 116H216V119H218L219 120V122H220V124L223 126V127H225V128H227L226 130H230V132H232L233 133V135H234V138L235 139H237V140H239L240 142H243V141H245L246 140V138H247V136L246 135H244L243 134V130L242 129H240V128H238L236 125V127L238 128H236L235 126L234 127H232V125H233V123L234 124H236L234 121L236 120V118H243V117H245V116H247V117H249L250 118V122H252V123H260V122H262V121H264V112L262 113V111L261 112H257L254 108H252V109H250V110H240L239 109V107H237L236 105H231L230 103H228V101H225V98H220ZM219 99V100H220ZM252 99H254V98H252ZM57 99H55V101H56ZM84 100H86V99H84ZM84 100H83V102H84ZM111 100V99H110ZM171 100V99H170ZM207 100V99H206ZM205 100V101H206ZM213 100V99H212ZM227 100V99H226ZM229 100V99H228ZM44 101V100H43ZM54 101V102H55ZM61 101H62V99H61ZM100 101V100H99ZM143 101V103L141 104V102ZM164 101V100H163ZM224 101V102H223ZM242 101H244V100H242ZM260 101V100H259ZM72 102V101H71ZM76 102H78V101H76ZM108 102H109V100H108ZM113 102V101H112ZM133 102H135V104L133 103ZM162 102V101H161ZM167 102V101H166ZM210 102V101H209ZM253 102V101H252ZM263 102V101H262ZM261 101H260V103H262ZM106 103V102H105ZM114 103H116V101L114 102ZM118 103V102H117ZM131 103H133V105H131ZM175 103H176V101H175ZM234 103V102H233ZM245 103V102H244ZM254 103H256V100L253 102V104ZM260 103H258V104H260ZM62 104V103H61ZM73 104V103H72ZM84 104V103H83ZM87 104V103H86ZM169 104V103H168ZM181 104V103H180ZM209 104V103H208ZM242 104V103H241ZM55 105V104H54ZM165 105V104H164ZM242 105H244V104H242ZM242 105H240V106H242ZM10 106L12 107V109L13 110H11V108H10ZM60 106V105H59ZM74 106V105H73ZM84 106V105H83ZM117 106V105H116ZM173 106V105H172ZM179 106V105H178ZM177 106V107H178ZM184 106V105H183ZM206 106V105H205ZM208 106V105H207ZM206 106V107H207ZM211 106V105H210ZM255 106V105H254ZM254 106H252V107H254ZM87 107V106H86ZM113 107H114V105H113ZM162 107H164V106H162ZM166 107V106H165ZM244 107H246V106H244ZM243 106H242V108H244ZM256 107H258V106H256ZM261 107V106H260ZM39 108V107H38ZM84 109H83V111L85 110V107H83ZM170 108V107H169ZM180 108V107H179ZM205 108V107H204ZM212 108V107H211ZM210 108V109H211ZM241 108V109H242ZM71 109H73V108H71ZM75 109V108H74ZM114 109V108H113ZM114 109V110H115ZM186 109V108H185ZM207 109V108H206ZM257 109V108H256ZM64 110V109H63ZM58 111V110H57ZM61 112H62V110H60ZM83 111H82V113H83ZM86 111L87 110H85V113H86ZM264 111V110H263ZM45 112V111H44ZM59 112V111H58ZM64 112V111H63ZM62 112V114H64ZM115 112V111H114ZM168 112V114H169V112L170 111H167ZM179 112V111H178ZM186 112H188V111H186ZM207 112H209V111H207ZM54 113H56V112H54ZM77 113V112H76ZM79 114L78 113V119H79V115L81 116V115H83V114H85V113H83V114ZM210 113V112H209ZM88 114H89V112H88ZM163 114V113H162ZM167 114V115H168ZM60 116H61V114H59ZM163 115H166V112H165V114H163ZM162 115V116H163ZM170 115V114H169ZM174 115V114H173ZM177 115V114H176ZM213 115V116H214ZM245 115V116H244ZM58 116V115H57ZM62 116H64V115H62ZM66 116V115H65ZM86 116H88L87 114H86ZM100 116V115H99ZM160 116V115H159ZM162 116H160V118L162 117ZM171 116V115H170ZM170 116H168V117H170ZM189 116V115H188ZM192 116V115H191ZM213 116H211V117H213ZM56 116L54 115V118H55ZM83 117V116H82ZM81 117V118H82ZM102 119H104L102 116H100ZM167 117V116H166ZM178 117V116H177ZM53 118V119H54ZM115 118V117H114ZM154 118V119H153ZM157 118H159V117H157ZM159 118V120H161L162 121V119H160ZM191 118V117H190ZM246 118V117H245ZM248 118V119H249ZM58 119V118H57ZM60 119V118H59ZM58 119V120H59ZM77 119V120H78ZM84 119V118H83ZM89 119V118H88ZM101 119V120H102ZM166 118H164V120H165ZM181 119V118H180ZM210 119V118H209ZM215 119V118H214ZM244 119V118H243ZM247 119V118H246ZM61 120H62V117H61ZM80 120V119H79ZM82 120V119H81ZM80 120V121H81ZM100 120V119H99ZM166 120H168V119H166ZM171 120V119H170ZM193 120V119H192ZM238 120V119H237ZM236 120V121H237ZM105 121V120H104ZM118 121V122H119ZM156 121V122H155ZM173 121H176V120H172L171 122H173ZM182 121H184L183 119H182ZM239 121V120H238ZM242 121V120H241ZM3 122V121H2ZM54 122V121H53ZM59 122V121H58ZM61 122V121H60ZM84 122V121H83ZM83 122H79L78 121V124L79 123H83ZM101 122V121H100ZM107 122V121H106ZM105 122V124H107ZM155 122V123H154ZM166 122V121H165ZM170 122V123H171ZM191 122V121H190ZM196 122V121H195ZM200 122V121H199ZM202 122V121H201ZM244 122H245V119H244ZM66 123H67V121H66ZM87 123H88V121H87ZM86 123V124H87ZM103 123V122H102ZM159 123H160V121H159ZM169 123V124H170ZM181 123V122H180ZM192 123V122H191ZM247 123V122H246ZM245 123V124H246ZM251 123V124H252ZM257 123H256V125H257ZM53 124V123H52ZM56 124V123H55ZM60 124V123H59ZM58 124V125H59ZM75 124V123H74ZM92 124V122L89 124V125H91ZM144 124H146V125H144ZM166 124V123H165ZM173 124H175V122H173ZM179 124V123H178ZM190 124V123H189ZM217 124H218V121H217ZM220 124L218 125V126H220ZM262 124H264V123H262ZM67 125V124H66ZM83 125H84V123H83ZM94 125V124H93ZM93 125H91V127H94ZM120 125V124H119ZM160 125V124H159ZM158 125V126H159ZM196 125V124H195ZM239 125V124H238ZM261 125V124H260ZM44 126V127H43ZM56 126V125H55ZM55 126H54V128H55ZM76 126V125H75ZM111 126V125H110ZM125 126V125H124ZM163 126H164V124H163ZM173 126V125H172ZM175 127L177 126V125H174ZM202 126V125H201ZM205 126V125H204ZM246 126V125H245ZM259 126V125H258ZM263 127H264V125H262ZM43 127V128H42ZM51 127H53V126H51ZM58 127H60V126H58ZM80 127H81V125H80ZM108 127H109V125H108ZM151 127V126H150ZM178 128L180 127V126H177ZM200 127V126H199ZM223 127H221L222 129H223ZM242 127H244V125L242 126ZM256 127V126H255ZM61 129L63 128V126L62 127H60ZM67 128V127H66ZM76 128H78V126L76 127ZM76 128H74V130L76 129ZM81 128H83V129H85L84 127H81ZM80 128V129H81ZM90 128V127H89ZM121 128H122V126H121ZM125 128V127H124ZM154 129L156 128L155 126L153 127ZM157 128H159V127H157ZM165 128H167L166 127V125H165ZM182 128V127H181ZM183 128H184V126H183ZM193 128H194V126H193ZM202 128H204V127H201L200 129H202ZM224 128V129H225ZM247 128V127H246ZM44 129H46V132H47V129L48 128H44ZM82 129V130H83ZM91 129V128H90ZM94 129V128H93ZM107 129V131L109 130L108 128H103L102 130H106ZM176 129V128H175ZM180 129V128H179ZM185 129V128H184ZM190 129H192L191 127H190ZM209 130L210 129V131H211V127H207L206 126V129L205 130H203V132L204 131H206V130ZM223 129V130H224ZM255 128L253 127H251V131L252 132H254L255 130H254ZM257 129V128H256ZM264 129V128H263ZM62 130H65V129H62ZM61 130V132H63ZM77 130V129H76ZM75 130V131H76ZM85 130H87V129H85ZM194 130V129H193ZM207 130V131H208ZM245 130V129H244ZM51 131V130H50ZM70 130H68V132H69ZM71 131H73L72 129H71ZM75 131H73V132H75ZM79 131V130H78ZM81 131V130H80ZM98 131V130H97ZM126 131V130H125ZM151 131V130H150ZM163 131V130H162ZM173 131H174V129H173ZM180 131V130H179ZM178 130H177V132H179ZM188 131V130H187ZM210 131L209 132H207V133H209L210 134ZM225 131V130H224ZM248 131V130H247ZM257 131H259V130H257ZM263 131V130H262ZM45 132V133H46ZM51 132H53V131H51ZM72 132V133H73ZM104 132V131H103ZM119 132V131H118ZM121 132V131H120ZM137 132H135V133H137ZM156 132V131H155ZM158 133H159V131H157ZM163 132H165V131H163ZM162 132V133H163ZM167 132H170V130L169 131H167ZM184 132V131H183ZM191 132V131H190ZM189 132V133H190ZM193 132H195V131H193ZM227 132V131H226ZM226 132H224L225 133V135H226ZM229 132V133H230ZM64 133H65V131H64ZM63 133V134H64ZM71 133V132H70ZM96 133V135H97V132H95ZM105 133V132H104ZM111 133V132H110ZM174 132H172V133H170V137L171 138H175V136H174V134H173ZM202 133V132H201ZM211 133H212V131H211ZM223 133V134H224ZM228 133V132H227ZM245 133V132H244ZM249 133V132H248ZM61 134V133H60ZM74 134V133H73ZM77 134H78V132H77ZM76 134V135H77ZM103 134V133H102ZM130 134V135H129ZM152 134V136H153V133H151ZM164 134V133H163ZM162 134V135H163ZM179 134V133H178ZM196 134V133H195ZM208 134V135H209ZM44 135L46 136V139H45V137H44ZM52 135H53V133H52ZM71 135V134H70ZM75 135V134H74ZM79 135V134H78ZM77 135V136H78ZM95 135V136H96ZM107 135V134H106ZM113 135V134H112ZM111 135V136H112ZM120 135H121V133H120ZM119 135V137L117 138V136L116 135H114L117 139H115V141L117 140L118 141V143H121L122 142V144H123V141H124V139H125V135H121L120 136ZM134 135H137V134H134L133 133V136ZM150 135V134H149ZM184 135H187V132H186V134H184ZM190 135V134H189ZM192 135V134H191ZM205 135H207V134H204V138L205 139H203L204 141L206 140L207 141V139L209 138V136H208V138L206 139V137H205ZM212 135V134H211ZM232 135V134H231ZM233 135L231 136V137H233ZM54 136V135H53ZM72 136V135H71ZM71 136H70V139H72L71 138ZM83 136V135H82ZM102 136V135H101ZM114 136H112V137H114ZM157 135H155V137H156ZM169 136V135H168ZM167 136V137H168ZM174 136V137H173ZM177 136V135H176ZM213 136V135H212ZM219 136H220V134H218V138H219ZM52 137V136H51ZM55 137V136H54ZM56 137H59V136H56ZM61 137H62V135H61ZM99 137V136H98ZM107 137V136H106ZM109 137H110V135H109ZM111 137V138H112ZM148 137H150V136H148ZM195 137V136H194ZM193 137V138H194ZM214 137V136H213ZM212 137V138H213ZM222 137V136H221ZM251 137V136H250ZM78 138V137H77ZM82 138V137H81ZM139 138V137H138ZM152 138V137H151ZM160 138V137H159ZM181 138H183V137H181ZM185 138V137H184ZM190 138V137H189ZM188 138V139H189ZM195 138H198V137H195ZM199 138H200V136H199ZM215 138H216V134H215ZM214 138V139H215ZM249 138V137H248ZM54 139H57V138H54ZM59 139H62L63 140V137L62 138H59ZM74 139V138H73ZM83 139V138H82ZM84 139H85V137H84ZM97 139H100V137L99 138H96V141H95V143H96V145H97ZM108 139V138H107ZM114 139H112V140H114ZM146 139V138H145ZM144 139V140H145ZM213 139V140H214ZM222 139V138H221ZM228 139H230V138H228ZM227 139V140H228ZM233 139V138H232ZM58 140V139H57ZM77 140V139H76ZM80 140V139H79ZM86 140V139H85ZM106 140V139H105ZM109 140V139H108ZM111 140V139H110ZM143 140V141H144ZM146 140H148V139H146ZM160 140H161V138H160ZM160 140L159 141H157L156 143L154 142V144L152 145V146H150V149H151V152L152 153H158L159 152V154L161 153V154H163L165 157H166V161H168V163L169 164H173V165H175V167L177 168H174L173 166V168L174 169H176V171H177V173H176V175L178 176V175H180V178L183 180V181H187V183H188V185H190V184H197L198 185V183H199V185L201 184V183H205V181H207L208 180V178H206L205 177V179L203 178V176H205L207 173H204L205 175H202L203 174V172L202 173H199L198 171H200V170H202V169H200V165H204L205 163H209V162H211V161H209V162H207L208 160H210V159H208V160H206V162H205V159L204 158H202V161L204 162H202L201 163V158H197L195 155L196 154H194V156L196 157L195 158V160L193 161V160H191L192 159V157L193 156H189V155H187V151L185 152L186 153V155H187V157H186V155H185V153L183 152V150L185 149L184 147V149L182 150L181 149V151L178 149V148H176V146L174 145V146H172L171 144H169V143H167V146L165 145L166 144V142L165 141H161V142H163V144H164V142H165V144L163 145H161V144H159L158 142H160ZM174 140H176V139H174ZM184 141V139H181V141ZM219 140V141H218ZM217 141L221 144V145H223V149H226V150H229V148L231 147L230 146V144L228 145V144H226V142H228L227 140H226V142L224 141V140H220V139H218ZM231 140V139H230ZM248 140V139H247ZM246 140V141H247ZM254 140V139H253ZM54 141V140H53ZM56 141V140H55ZM58 141H61V140H58ZM71 141V140H70ZM70 141H68L69 143H70ZM86 141H88V140H86ZM85 141V142H86ZM89 141H90V144L89 145H91L92 143H94L93 142V139L91 138V137H89ZM155 141V140H154ZM197 141V140H196ZM195 141V142H196ZM201 141V140H200ZM205 141V142H206ZM211 143H212V141H211V139L209 140ZM216 141V140H215ZM71 142H75V141H71ZM76 142H79L78 140L76 141ZM140 142V141H139ZM145 142V141H144ZM172 142H174V141H172ZM176 142V141H175ZM192 142V141H191ZM194 142V141H193ZM214 142V141H213ZM251 142V141H250ZM57 142H55V144H56ZM128 143V144H127ZM199 143V142H198ZM208 143V142H207ZM244 143V142H243ZM242 143V145H244ZM68 144V143H67ZM78 144V143H77ZM76 144V145H77ZM81 144V143H80ZM83 144H84V142H83ZM139 144H141V143H139ZM146 144V143H145ZM169 144V145H168ZM186 144H188V143H186ZM186 144L184 145L185 147H186ZM200 144V143H199ZM199 144H198V146H199ZM220 144H218V145H220ZM226 144V145H225ZM63 146H65L64 145V143L62 144ZM73 145V144H72ZM82 145V144H81ZM99 145L100 146H96V147H94V148H97L98 150H100L101 152H100V154H102L101 155V157L104 159V161H105V164H106V166H108L109 165V163H113V157L109 154V153H107V151H105L106 150V148H105V143H103V142H101V144L99 143ZM110 144H108V146H109ZM113 145V144H112ZM117 145H119V144H117ZM129 141L128 142H126L125 144H124V146H126V148H128L129 149ZM143 145V144H142ZM146 145H148V144H146ZM145 145V146H146ZM189 145V144H188ZM191 145V144H190ZM189 145V146H190ZM197 145V144H196ZM228 145V146H227ZM241 145V146H242ZM77 146H79V145H77ZM76 146V147H77ZM82 146H84V145H82ZM95 146V145H94ZM123 146V145H122ZM123 146V148H125ZM137 146V145H136ZM149 146V145H148ZM230 146V147H229ZM245 146H247L246 144H245ZM244 146V147H245ZM62 147V146H61ZM66 147H67V145H66ZM76 147H72L73 149H75ZM80 147V146H79ZM78 147V148H79ZM93 148V146L91 145V146H89V148ZM115 147V146H114ZM147 147V146H146ZM193 147V146H192ZM192 147H191V149H192ZM195 148H196V146H194ZM208 147H210V146H208ZM212 148H214V146H211ZM211 147H210V149H211ZM235 147V146H234ZM243 147V148H244ZM69 148H70V146H69ZM69 148H67V149H69ZM111 148H112V146H111ZM115 148H117V147H115ZM135 148H137V147H135ZM194 148V149H195ZM220 148V147H219ZM238 148V147H237ZM264 148V147H263ZM43 149V150H42ZM57 149V148H56ZM64 148L62 147V149L61 150H63ZM73 149H71V150H73ZM77 149V148H76ZM108 149H110V148H108ZM193 149V150H194ZM204 149V148H203ZM221 149V148H220ZM222 149V150H223ZM234 149V148H233ZM232 149V150H233ZM251 149V148H250ZM250 149H248V150H250ZM70 150V149H69ZM80 150V149H79ZM142 150V149H141ZM186 150H187V148H186ZM196 151L197 150H199L198 149V147H197V149H195ZM209 150V149H208ZM246 150V149H245ZM244 150V151H245ZM260 150H261V148H260ZM259 150V151H260ZM75 151V150H74ZM77 152H78V150H76ZM82 151H83V149H82ZM87 151V150H86ZM90 151H92L91 149H90ZM110 151V150H109ZM118 151V150H117ZM129 151V150H128ZM145 151V150H144ZM150 151V150H149ZM185 151V150H184ZM247 151V150H246ZM253 151V150H252ZM257 151H258V149H257ZM62 152H64V151H62ZM70 152V151H69ZM72 152V151H71ZM81 152V151H80ZM80 152H78V154H80ZM89 152V151H88ZM98 152V151H97ZM132 152V151H131ZM198 152V151H197ZM207 152V151H206ZM205 152V153H206ZM211 152V151H210ZM238 152V151H237ZM86 153V152H85ZM116 153V152H115ZM134 153V152H133ZM143 153V152H142ZM190 153H191V151H190ZM193 153H195V152H193ZM239 153V152H238ZM71 154V153H70ZM73 154H74V152H73ZM73 154H71V155H73ZM78 154H76L75 153V155L77 156ZM83 154V153H82ZM159 154H157V155H159ZM204 154V153H203ZM213 154V153H212ZM228 154V153H227ZM261 154V153H260ZM68 155V154H67ZM66 155V156H67ZM81 155V154H80ZM86 155H87V153H86ZM125 155V154H124ZM190 155H192V154H190ZM199 156H201L200 154H198ZM197 155V156H198ZM208 155H210L209 153H208ZM208 155H206V157L208 156ZM214 155V154H213ZM59 156V155H58ZM79 156V155H78ZM77 156V157H78ZM82 156V155H81ZM149 156V155H148ZM189 156V157H188ZM214 156H216V154L214 155ZM223 156V155H222ZM228 156V155H227ZM226 156V157H227ZM62 157H63V154L61 153V159H62ZM64 157H65V155H64ZM83 157V156H82ZM76 158L77 160L75 161V163L78 165V167L79 168H74V166H73V164L71 163V162H69L71 165H69L68 163H67V165L68 166H64V168H63V164L62 165H60V166H62V168H54V166H55V163H54V165H52V167L53 168H35V169H40V175H41V187H42V189L43 190H45L46 191V194H42V195H45L44 196V198L46 199V201L49 203V210H48V212L46 213V216H45V219H46V222H45V224H44V222H43V224H44V226L43 227H41V229H39V230H37V231H35V230H33L32 228H31V230L30 229H28V231H27V234H26V238H27V241H28V246H29V244L30 245H32V247L33 246H35V247H37V248H39V251L40 250H42V251H40V252H43V253H41L42 255H44V257L42 258V260H44V261H42L41 260V258H40V261H42V263L41 264H127L128 262H130V258H128V257H130L129 256V254L130 255H132V253H137V252H139L138 251V249H139V247L141 246V242H143V238H142V230L143 229H146V231H150V232H154V230L156 229L157 230V228L158 229H162V230H164V228H165V226L169 223H167L165 226H164V223L162 224V223H160L159 222V218H163L164 216L162 215L163 213H158V211L153 207V209H151V211L149 210V212H147L146 214H145V212H143V213H141L140 214V216L142 215V214H144L145 216H144V220H142V222L140 223V224H138L139 226H138V229H135L134 227H131L130 226V223L131 222H129L128 221V218H127V212L128 211H126V206H127V202L129 201V200H127V199H125L124 197L125 196H127V194L128 193H126L125 192V194H122V196H123V199H120L122 196H120L121 195V193H120V191L118 192V191H116L115 190V187H114V183H115V181H116V178L118 177V174L115 172V170H116V168H92L94 165H95V161H94V157L93 156H91V154L90 155H87V156H84L83 158ZM117 157H119V156H117L116 155V159H117ZM154 157V156H153ZM210 157V156H209ZM219 157H221V156H219ZM225 157V158H226ZM42 158H44V157H42ZM41 158V159H42ZM47 158H46V162L45 163H47ZM54 158V159H55ZM70 158H71V156H70ZM158 158H159V156H158ZM161 158V157H160ZM216 158H218V157H216ZM224 158V159H225ZM228 158V157H227ZM226 158V159H227ZM233 158V157H232ZM61 159H59V160H61ZM65 159V158H64ZM68 158L66 157V161H70V159H68ZM72 159V158H71ZM75 158L73 157V160H74ZM82 159V160H81ZM101 159V158H100ZM193 159H194V157H193ZM225 159V160H226ZM229 159V158H228ZM56 160V159H55ZM57 160H58V158H57ZM56 160V161H57ZM58 160V161H59ZM63 160V159H62ZM62 160L60 161V163L62 162ZM118 160H119V158H118ZM123 160V159H122ZM132 160V159H131ZM158 160V162H159V159H157ZM164 160V159H163ZM249 160V159H248ZM43 161V160H42ZM64 161V160H63ZM72 161V160H71ZM114 161H116L117 163H118V161L117 160H114ZM156 161V160H155ZM214 161L215 160H213V164H215L214 163ZM231 161V160H230ZM255 161V160H254ZM74 162V161H73ZM122 162V161H121ZM120 162V160H119V163H121ZM125 162H126V160H125ZM146 162V161H145ZM216 162V161H215ZM218 162V161H217ZM219 162H221V161H219ZM227 162H229V161H227ZM232 162H233V160H232ZM246 162H247V164H248V161L246 160ZM249 162H250V160H249ZM257 162V161H256ZM39 163V162H38ZM40 163H41V161H40ZM136 162H134L133 164L134 165H137V164H135ZM167 163V162H166ZM166 163H165V167L166 168H158V169H156V171L157 172H155L154 171V173H157V175H158V177L156 176V175H154L152 172V174L158 179H160L162 176H163V174L165 173V174H167V173H170V168H171V166L169 167V168H167L168 166V164L166 165ZM251 163V162H250ZM249 163V165H251ZM21 164V165H20ZM24 164V163H23ZM56 164H57V162H56ZM75 164V165H76ZM94 164V165H93ZM131 164V163H130ZM132 164V165H133ZM210 164V163H209ZM221 164H222V162H221ZM227 163L225 162V165H226ZM241 164H242V162H241ZM41 165V164H40ZM44 165V164H43ZM48 165V164H47ZM93 165V166H92ZM216 165V164H215ZM214 165V166H215ZM238 165V164H237ZM244 165V164H243ZM73 166V167H72ZM198 166H199V168H198ZM216 166H218V163H217V165ZM220 166V165H219ZM222 166V165H221ZM236 166V165H235ZM44 167V166H43ZM116 167V166H115ZM138 167V166H137ZM207 167V166H206ZM208 167H210L209 165H208ZM224 167H227V165L226 166H224ZM223 167V168H224ZM28 168V169H29ZM173 168H171V169H173ZM193 168H198V169H200V170H197V171H194L193 170ZM215 168H217V167H215ZM222 167H220V169H223ZM237 168V167H236ZM245 168V167H244ZM32 169V170H33ZM117 169H119V168H117ZM122 169H123V167H122ZM135 169H136V167H135ZM139 170L141 169V168H138ZM155 169V168H154ZM173 169V170H174ZM206 169V168H205ZM204 169V166H203V171L205 170ZM208 169V168H207ZM213 170H214V168H213ZM21 171H22V173H21ZM34 171V173H37V172H35V170H33ZM118 171V170H117ZM134 171V170H133ZM141 172H143V171H145V170H140ZM209 171H211V169H209ZM217 171H219V170H217ZM122 172V171H121ZM128 172H129V170H128ZM136 172V171H135ZM146 172H147V170H146ZM146 172H144V173H146ZM172 172V171H171ZM174 172V171H173ZM201 172V171H200ZM227 172H229V171H227ZM130 173V172H129ZM143 173V174H144ZM148 173L149 172H147V174L146 175H148ZM28 174V173H27ZM39 174V173H38ZM123 174H125V173H123ZM127 174V173H126ZM151 174V175H152ZM173 174V173H172ZM208 174H212L211 172H208ZM214 174V173H213ZM216 174H220V173H215L214 175H216ZM30 175V174H29ZM121 175V174H120ZM132 175V174H131ZM214 175H212V177L214 176ZM227 175V174H226ZM232 175V174H231ZM230 175V176H231ZM33 176H35V175H33ZM126 176V175H125ZM176 176V177H177ZM208 176V175H207ZM27 177V176H26ZM25 177V178H26ZM37 177V176H36ZM122 177V176H121ZM164 177V176H163ZM169 177V176H168ZM179 177V176H178ZM212 177H210V178H212ZM226 177V176H225ZM228 177V176H227ZM32 178V177H31ZM128 178V177H127ZM132 178V177H131ZM173 178V177H172ZM171 177H170V179H172ZM214 179H216V177L214 176L213 177ZM212 178V179H213ZM222 178V177H221ZM224 178V177H223ZM232 178V177H231ZM34 179V178H33ZM121 179V178H120ZM129 179V178H128ZM147 179H148V177L146 178V181H147ZM158 179V180H159ZM167 179V178H166ZM165 179V180H166ZM169 179V178H168ZM218 179V178H217ZM216 179V180H217ZM226 179V181L228 180L227 178H225ZM236 179V178H235ZM38 180V179H37ZM126 180V179H125ZM131 180V179H130ZM162 180H164V179H162ZM205 180V181H204ZM223 180V179H222ZM221 180V181H222ZM234 180V179H233ZM22 181V180H21ZM121 181H122V179H121ZM230 181V180H229ZM239 181V180H238ZM26 182H27V180H26ZM31 182V184H32V181H30ZM122 182H124V181H122ZM133 182V181H132ZM178 182H180L181 183V181H178ZM177 182V183H178ZM211 183H214V181H210ZM209 182V183H210ZM225 182V181H224ZM223 182V183H224ZM232 182H234V181H232ZM237 182V181H236ZM118 183V182H117ZM119 183H120V181H119ZM154 183V182H153ZM30 184V183H29ZM39 184V183H38ZM122 184V183H121ZM120 184V185H121ZM131 183H129V185H130ZM136 184V183H135ZM148 184V183H147ZM163 184V183H162ZM168 184V183H167ZM170 184V183H169ZM179 184V183H178ZM182 184V183H181ZM185 184V183H184ZM205 184H207V183H205ZM229 184V183H228ZM232 184V183H231ZM234 184V183H233ZM238 184H239V182H238ZM242 184V183H241ZM21 185V184H20ZM23 185V184H22ZM149 185V184H148ZM173 185H175V182H174V184ZM187 185V184H186ZM203 185L204 184H202V186H201V188L203 187ZM213 185V184H212ZM223 185V184H222ZM234 185H237V184H234ZM27 186V185H26ZM25 186V188H27ZM32 186V185H31ZM122 186V185H121ZM131 186V185H130ZM164 186V185H163ZM176 187H177V185H175ZM215 186V185H214ZM230 186V185H229ZM228 186V187H229ZM123 187H124V184H123ZM127 187H128V185H127ZM126 187V188H127ZM136 187V186H135ZM158 186H153V190H155V188H157ZM173 187V186H172ZM180 187H182V185H180ZM184 187V186H183ZM187 187V186H186ZM185 187V188H186ZM223 187V186H222ZM228 187H227V189H228ZM241 188H242V185L240 186ZM245 187V186H244ZM24 188V189H25ZM37 188V187H36ZM85 188H87V194H86V191H84V190H82L83 192H85V194L88 196L87 197V203L86 204H82V199H81V201H80V196L82 195L81 193H80V190L81 189H85ZM117 188H119L118 186H117ZM131 188V187H130ZM149 188V187H148ZM179 188V187H178ZM177 188V189H178ZM191 188V186L190 187H188V189H189V191L190 190H192V188ZM214 188V187H213ZM221 188V187H220ZM235 188V187H234ZM28 189V188H27ZM35 189V188H34ZM73 189H75V190H73ZM142 189V188H141ZM159 189L160 188H157V191H159ZM162 189V188H161ZM169 189H170V187H169ZM171 189H173V188H171ZM184 189V188H183ZM182 189V190H183ZM194 189H197L196 187L194 188L193 187V191H194ZM20 190H21V188H20ZM42 190V191H43ZM119 190V189H118ZM129 190V189H128ZM131 190H133L132 188H131ZM181 190V189H180ZM187 190V189H186ZM200 189L198 188V190H196V191H199ZM203 190V189H202ZM217 190V189H216ZM219 190V189H218ZM221 190V189H220ZM223 190V189H222ZM10 191V192H9ZM39 191V190H38ZM126 191V190H125ZM157 191H155V192H157ZM176 191V190H175ZM179 191V190H178ZM192 191V192H193ZM214 191V190H213ZM225 191V190H224ZM24 192H26V190L24 191ZM34 192H35V190H34ZM33 192V193H34ZM130 192H133V191H130ZM135 192V191H134ZM153 192V191H152ZM161 192V191H160ZM171 192H172V190H171ZM185 192V191H184ZM191 192V191H190ZM190 192H188L187 194H189ZM191 192V193H192ZM199 192H201V191H199ZM21 193L22 192H20V195H18V197L20 196L21 197ZM28 193V192H27ZM140 193V192H139ZM190 193V194H191ZM194 193V192H193ZM205 193V192H204ZM220 193H221V191H220ZM18 194V193H17ZM81 194V195H80ZM130 194H134V193H129V197H130ZM150 194V193H149ZM157 194H159V192L157 193ZM156 194V196H158ZM162 194V193H161ZM195 194V193H194ZM199 194V193H198ZM226 194V193H225ZM33 195V194H32ZM155 195V194H154ZM185 195H186V193H185ZM204 195H206V194H204ZM38 196H39V194H38ZM141 196L142 197H144V195L143 194H141ZM140 196V197H141ZM173 196V195H172ZM215 196V195H214ZM213 196V197H214ZM226 196V195H225ZM26 197V196H25ZM33 197H34V195H33ZM43 197V196H42ZM41 197V198H42ZM85 197V196H84ZM135 198L136 197V195L134 194V195H132V197H131V199L132 198ZM142 197H141V199H142ZM174 198H175V195L173 196ZM206 197V196H205ZM204 197V198H205ZM209 197H210V195H209ZM229 197V196H228ZM233 197V196H232ZM40 198V199H41ZM82 198V197H81ZM134 198H133V200H132V203L134 202ZM159 198H161V196H159ZM20 199V198H19ZM19 199H17V200H19ZM85 199V198H84ZM130 199V200H131ZM155 199H157V197H155ZM181 199V198H180ZM226 199H227V197H226ZM16 200V201H17ZM27 200V199H26ZM39 200V199H38ZM163 200V199H162ZM167 200L169 201L170 200V198L168 199L167 198ZM208 200V199H207ZM31 201V200H30ZM34 201V200H33ZM40 201V200H39ZM42 201V200H41ZM40 201V202H41ZM205 201H206V199H205ZM204 201V202H205ZM159 202H161L160 200H159ZM209 202V201H208ZM17 203H19V202H17ZM16 203V204H17ZM34 203V202H33ZM36 203V202H35ZM38 203V202H37ZM42 203L43 202H41V205H42ZM46 203V202H45ZM135 203V202H134ZM139 203V202H138ZM169 203V202H168ZM47 204V203H46ZM131 204V203H130ZM129 204V205H130ZM143 204H145V203H143ZM165 204H166V202H165ZM210 204H212V203H210ZM209 203H208V205H210ZM20 205V204H19ZM39 205V204H38ZM40 205V206H41ZM158 205V204H157ZM222 205V204H221ZM47 206V205H46ZM133 206H134V204H133ZM139 206V205H138ZM163 206V205H162ZM251 206V205H250ZM20 207H21V205H20ZM19 207V208H20ZM131 207V206H130ZM172 207V206H171ZM228 207V206H227ZM18 208V207H17ZM23 208H25V207H23ZM30 208V207H29ZM132 208V207H131ZM139 208V207H138ZM142 208V207H141ZM145 206H144V210H145ZM151 208V207H150ZM164 208V207H163ZM193 208H195V207H193ZM263 208V207H262ZM27 209V208H26ZM44 209V208H43ZM46 209V208H45ZM128 209V208H127ZM134 209V208H133ZM132 209V210H133ZM140 209V208H139ZM143 209V208H142ZM170 209V208H169ZM168 209V210H169ZM177 209V208H176ZM185 209V208H184ZM197 209V208H196ZM42 210V209H41ZM131 210V211H132ZM166 210V209H165ZM173 210V209H172ZM193 210V209H192ZM232 210H234V209H232ZM26 211V210H25ZM36 211H39L38 210V208H37V210ZM139 212H140V210H138ZM143 211V210H142ZM196 211V210H195ZM18 212H19V210H18ZM176 212V211H175ZM199 212H201V211H199ZM232 212V211H231ZM39 213H41V214H43L44 212L43 211H41V212H39ZM133 213H135V211L133 212ZM188 213V212H187ZM194 213V212H193ZM198 213V212H197ZM208 213V212H207ZM256 213V212H255ZM20 214H21V212H20ZM41 214H39V215H41ZM130 214V213H129ZM128 214V215H129ZM199 214V213H198ZM202 214V213H201ZM206 214V213H205ZM258 214V213H257ZM19 215V214H18ZM37 215V214H36ZM35 215V216H36ZM39 215L38 216H36V218H40L39 217ZM133 215L134 214H132V216L131 217H133ZM192 215V214H191ZM203 215V214H202ZM255 215V214H254ZM27 216V215H26ZM43 216V215H42ZM41 216V217H42ZM139 216V215H138ZM137 215H136V217H138ZM143 216V215H142ZM207 216V215H206ZM209 216V215H208ZM20 217H21V215H20ZM19 217V218H20ZM129 218H130V216H128ZM254 217V216H253ZM28 218V217H27ZM44 218V217H43ZM242 218V217H241ZM257 218V217H256ZM25 219H26V217H25ZM31 219V218H30ZM34 219V218H33ZM32 219V220H33ZM42 219V218H41ZM134 219H135V216H134ZM143 219V218H142ZM247 219V218H246ZM131 220H132V222H133V218H131ZM130 220V221H131ZM212 220V219H211ZM256 220V219H255ZM26 221H28V220H26ZM25 221V222H26ZM34 221V220H33ZM135 221V220H134ZM138 221V220H137ZM37 222H38V220L36 221V219H35V223L37 224ZM136 222V221H135ZM134 222V223H135ZM165 222V221H164ZM264 222V221H263ZM24 223V222H23ZM40 223V222H39ZM137 223V222H136ZM143 223V224H142ZM206 223V222H205ZM213 223V222H212ZM257 223V222H256ZM22 224V223H21ZM20 224V225H21ZM41 224V223H40ZM210 224V223H209ZM39 225V224H38ZM132 225H133V223H132ZM186 225V224H185ZM217 225V224H216ZM24 226V225H23ZM26 226V225H25ZM34 226H35V224H34ZM135 226V225H134ZM169 226V225H168ZM200 226V225H199ZM203 226V225H202ZM30 227V226H29ZM36 228H37V226H35ZM136 227V226H135ZM201 227V226H200ZM214 227V226H213ZM260 227V226H259ZM98 228H101L103 231H104V233H103V236H100V238L102 237V241L99 239V241L96 239V238H98L97 237V233H99V232H96V230L98 229ZM198 229H199V227H197ZM19 229V228H18ZM21 229V228H20ZM22 230V229H21ZM99 230V229H98ZM97 230V231H98ZM256 230V229H255ZM100 231V234H101V230H99ZM22 232V231H21ZM157 232V231H156ZM161 232V231H160ZM259 232L260 233H262V232H264V224H262L261 225V227H260V229H259ZM159 233V232H158ZM158 233H154V234H157L158 235ZM162 233V232H161ZM166 233V232H165ZM164 232L162 233V234H165ZM168 233V232H167ZM172 233V232H171ZM153 235V234H152ZM155 236V238H157L158 236L160 237V235H158V236ZM181 235V234H180ZM254 235V234H253ZM23 236V235H22ZM144 236V235H143ZM161 236H163V235H161ZM168 236V235H167ZM166 235L164 236V237H167ZM197 236V235H196ZM154 237V236H153ZM175 237V236H174ZM254 237V236H253ZM258 237V236H257ZM260 237H261V235H260ZM161 238V237H160ZM160 238H157V239H159L160 240ZM196 238V237H195ZM239 238V237H238ZM259 238V237H258ZM164 239V238H163ZM167 239H169L170 240V238H168L167 237ZM151 240H152V238H151ZM159 240H156V242L158 243V241ZM166 240V239H165ZM164 240V241H165ZM22 241H23V239H22ZM146 241V240H145ZM144 241V242H145ZM153 241V240H152ZM254 241H256V238L254 239V240H252V241H250V242H248V243H245V244H238L237 246H239V247H237L238 248V250H237V252L235 253V255L238 253V252H240V253H242L244 250H246ZM26 242V241H25ZM144 242H143V244H144ZM147 242V241H146ZM240 242V241H239ZM23 243V242H22ZM150 243V242H149ZM155 243V242H154ZM160 243H161V241H160ZM26 244V243H25ZM142 244V246L144 247V245ZM164 244V243H163ZM163 244H161L160 246H161V249H162V251L161 250H159V251H161L160 253H162V252H164V251H166L167 252V250L168 249H166V247H164L165 245H163ZM173 244V243H172ZM26 245V246H27ZM148 245V244H147ZM159 244H157V246H155V247H157V250L158 249H160V248H158L159 246H158ZM23 246V245H22ZM26 246L24 247V248H26ZM142 246H141V248H142ZM174 246V245H173ZM176 246V245H175ZM174 246V248H176ZM17 247V246H16ZM30 247V246H29ZM31 247V248H32ZM152 247V246H151ZM154 247V248H155ZM28 248V247H27ZM36 248V249H37ZM140 248V249H141ZM153 248V249H154ZM172 248V247H171ZM182 248V247H181ZM180 248V249H181ZM224 248V247H223ZM15 249V250H14ZM23 249V248H22ZM145 248H143L142 250H144ZM231 249V248H230ZM28 250V249H27ZM29 250H31L30 248H29ZM147 250H148V248H147ZM151 250V249H150ZM157 250H156V252H157ZM169 250H171V249H169ZM183 250V249H182ZM174 251V250H173ZM256 252L255 253H253L243 264H260L262 261H264V246L262 247V248H258L257 250H255ZM27 252V251H26ZM38 252V251H37ZM36 252V253H37ZM40 252H39V254H40ZM172 252V251H171ZM171 252H170V254H171ZM4 254L3 255H5L6 253L5 252H3ZM145 253V252H144ZM151 253V252H150ZM157 253H159V252H157ZM160 253L158 254V255H160ZM177 253H178V251H177ZM140 254V253H139ZM146 254H147V252H146ZM127 255H128V257H127ZM137 255V254H136ZM145 255V254H144ZM164 254H162V256H163ZM166 255V254H165ZM164 255V256H165ZM169 255V254H168ZM172 255V254H171ZM175 255V254H174ZM5 256H7V255H5ZM20 256V255H19ZM23 256V255H22ZM39 256V255H38ZM151 256V255H150ZM163 256V257H164ZM167 256V255H166ZM173 256V255H172ZM178 256V255H177ZM181 256V255H180ZM41 257V256H40ZM144 257V256H143ZM157 257H159V256H157ZM156 257V258H157ZM168 257V256H167ZM170 257V256H169ZM174 257V256H173ZM173 257H171V258H173ZM182 257V256H181ZM8 258H6V259H8ZM152 259H153V257H151ZM164 258H166V257H164ZM175 258V257H174ZM178 258V257H177ZM233 258H234V256H232V260H233ZM245 258V257H244ZM26 259V258H25ZM159 259V258H158ZM168 258H166V259H163L165 262H166V260H167ZM187 259V258H186ZM150 260L151 259H149V263L151 264V262H153V261H151L150 262ZM160 261H161V259H159ZM163 260L161 261L162 263H163ZM176 260V259H175ZM183 260V259H182ZM5 261H7V260H5ZM20 261V263H22ZM25 261V260H24ZM27 261V260H26ZM132 261V260H131ZM138 261V260H137ZM143 261H144V258H143ZM171 261V260H170ZM170 261H169V263H170ZM172 261H173V259H172ZM8 262V263H9ZM144 262H146V260L144 261ZM168 262V261H167ZM175 262V261H174ZM189 262V261H188ZM191 262V261H190ZM231 262V261H230ZM138 263H140V262H138ZM149 263H147V264H149ZM0 264H3V261H1L0 260ZM25 264V263H24ZM37 264H39V262L37 263ZM143 264V263H142ZM166 264V263H165ZM170 264H173L172 262L170 263Z\"/></svg>", "mask_w": 264, "mask_h": 264}, {"label": "crops", "instance_id": "obj_3", "mask_svg": "<svg viewBox=\"0 0 264 264\" xmlns=\"http://www.w3.org/2000/svg\"><path fill=\"white\" fill-rule=\"evenodd\" d=\"M56 2L64 5L66 11L71 15H81L79 21L74 20L73 27L76 29L70 31L68 34L56 35L55 39L58 43V46H63L65 51L70 56V62L73 63L77 59H81L84 55L91 57L90 51L92 44L89 41V29H88V17L92 16L91 11L94 9L97 13L95 18V24L100 26H106L108 24L119 23L117 22L119 17L116 16L118 10V5L116 0H55ZM8 10V18L6 20L5 26L9 28V31L5 34L7 35L6 41L8 43L1 50L3 56L8 59L11 55H17L16 53H22L27 50L31 45V40L27 37L26 34L19 35L14 34L10 28H12V23H17V25H22L26 22L25 18L20 17L21 9H18L17 6H12ZM87 14H90L86 16ZM24 26V25H23ZM70 26V25H69ZM19 27V26H17ZM15 27V28H17ZM72 28V26H70ZM63 29V28H62ZM66 29V27H65ZM69 29V28H68ZM4 38V37H3ZM2 42V40H0ZM89 49V50H88ZM2 57V56H1ZM11 65H2L0 64V86L5 87V99L6 100L9 90L12 89V86H18V76L14 73V70L11 69ZM16 89L13 88L12 91Z\"/></svg>", "mask_w": 264, "mask_h": 264}]
</instances>
